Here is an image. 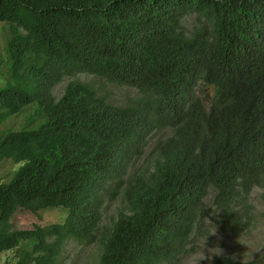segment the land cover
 <instances>
[{
    "label": "trees",
    "instance_id": "trees-1",
    "mask_svg": "<svg viewBox=\"0 0 264 264\" xmlns=\"http://www.w3.org/2000/svg\"><path fill=\"white\" fill-rule=\"evenodd\" d=\"M0 22V163L19 165L0 182V255L63 264L67 243L93 240L116 199L96 264L174 263L214 216L246 230L249 197L264 189V0H0ZM77 73L137 95L116 105L72 80L56 98ZM201 82L215 88L209 106ZM12 117L24 123L2 130ZM58 207L64 223L13 226L19 208Z\"/></svg>",
    "mask_w": 264,
    "mask_h": 264
},
{
    "label": "rangeland",
    "instance_id": "rangeland-1",
    "mask_svg": "<svg viewBox=\"0 0 264 264\" xmlns=\"http://www.w3.org/2000/svg\"><path fill=\"white\" fill-rule=\"evenodd\" d=\"M195 24H197V21L193 15L188 16L184 22L188 29L193 28ZM9 35V25L0 22V57L4 59L3 69H5L8 59L5 46ZM72 80L92 86L100 95L116 105H124L137 95L135 89L131 87L110 83L99 76L77 73L65 77L55 87L54 94L56 98L62 95L66 85ZM196 90L204 104L209 106L214 99L215 88L201 82ZM23 123L22 117H12L6 121L1 129L9 127L18 129ZM156 140L157 138L152 137L146 148L145 157L138 161V165L152 158V149ZM18 167L19 165L10 160L2 161L0 163V182L8 181ZM248 201L250 204L248 207L250 217L244 232L231 233L225 230L220 218L217 216L206 218L197 230L190 249L178 261L170 264L211 263L224 257L232 258L240 264H264V189L256 188ZM211 203L212 196H209L206 204L212 206ZM122 208L121 200H107L103 208L101 227L96 236L91 241H69L62 254L63 264H96L102 248V231L111 226L117 212ZM68 215V210L62 207L44 209L37 213L19 208L12 219V223L14 228L17 229H32L37 225L45 227L55 223H64ZM18 260L15 250L0 255V264H6L7 262L16 264Z\"/></svg>",
    "mask_w": 264,
    "mask_h": 264
}]
</instances>
